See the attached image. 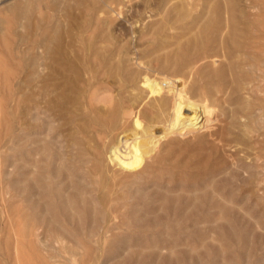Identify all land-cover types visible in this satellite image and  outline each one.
Returning a JSON list of instances; mask_svg holds the SVG:
<instances>
[{"label": "rangeland", "instance_id": "1", "mask_svg": "<svg viewBox=\"0 0 264 264\" xmlns=\"http://www.w3.org/2000/svg\"><path fill=\"white\" fill-rule=\"evenodd\" d=\"M97 1L88 6L79 0L72 15L70 0H0V264H264V81L256 88L261 63L251 58L253 65L249 61L243 67L246 76L236 82L226 69L221 86L205 76L175 79L186 90L179 123L190 121L187 128L167 131L159 140L146 138L141 127L169 129L173 99L165 119L143 123L139 118L149 111L140 99L147 91L131 89L139 102L123 101L118 127L140 133L138 144L151 150L139 155L131 144V154L120 157L125 148L120 144L96 165L97 150L108 143L109 131L93 125L91 141L83 145L76 124L82 122L86 99L71 92L65 83L69 76L50 68L55 61L66 71V57L81 54L80 43L94 39L93 18L100 16L102 3ZM131 6L121 9L136 13L132 23L121 25L124 31L179 14L190 24L194 15L217 11L226 30L264 32V0H168L161 5L134 0ZM74 18L78 26L72 24ZM118 21L112 29L119 27ZM180 31L169 30L168 35ZM212 62L216 67L218 62ZM149 69L163 83L171 77L169 71ZM100 80L105 89L89 98L106 106L118 84L99 77H91V84ZM193 81L198 87L208 83L221 89L192 92ZM68 93L77 97L73 104V97L64 98ZM175 99L178 106L179 97ZM188 102L199 107L197 113Z\"/></svg>", "mask_w": 264, "mask_h": 264}, {"label": "bare ground", "instance_id": "2", "mask_svg": "<svg viewBox=\"0 0 264 264\" xmlns=\"http://www.w3.org/2000/svg\"><path fill=\"white\" fill-rule=\"evenodd\" d=\"M70 1L71 2L69 3L68 10H70L69 13L74 15L73 8L77 6V3L79 0H70ZM86 1H87L88 6L95 4V0H86ZM133 1L134 0H126V1L125 0H101L102 2L100 5L101 8H99L100 16L96 15L93 18V21H95L93 33H96L94 39L89 37L88 39H85L83 43H80L82 44L81 54L73 53L72 56L66 57L67 58L66 59L67 60L66 62L67 70L66 71H62L60 67H57L56 63L53 64L55 61L54 62L51 61L53 63L51 64L50 72L51 71L58 72L60 76L62 75L69 76V78H67L65 83L66 85H68L71 92L74 89L75 92L78 93L79 96H81V98L85 97L86 99L84 103L85 106L83 105V108L81 109L80 114L78 113L79 115H81L82 122L81 123L77 122L76 124L77 128L83 133V138H84L83 145L88 144V142L91 141V137L89 136V133H91L92 131L91 129L93 125H98L106 132L109 131L108 133L110 136H108L109 139L107 138L108 143H106V145L104 146V149L100 151L97 150L98 155L96 158V163H95L96 165H99L100 159H105V161H107L106 159H109L114 148L120 144H123L125 146V148L119 154L120 157H126L127 155L131 154L132 151H130L129 149V145L131 144L133 145L132 147H134L135 152H137V154L139 153V155L141 154L145 156V152L147 153L151 150L150 147H146V146L142 147L140 144H138L139 139H141L140 137H142L140 133L133 132V130H130L129 132L128 130L124 128L125 125L121 126L120 128L118 127V121H119V118L121 117L119 116V114L121 115L122 113V110L120 113V108H121L123 101H125V99L127 100L130 99V101L132 100L137 101L138 100L137 97H139L138 95H135V96L131 95L129 91L133 90V91H136L138 94L139 92H143L144 90L147 91V94L144 97H141L140 99L141 102H144L147 105V108L149 111L148 114H144L143 117L139 118L140 122H143V123L144 122L151 123V124L154 122L158 123L162 119H165V117H163L164 112L168 109V105L171 101V98L173 99V102H172L173 120H172V124L169 129L166 130V129L157 127L155 125H153L152 128L151 127L149 128L147 125L146 126L148 128L141 127L143 130H146V138L158 139L159 137H163L167 131H171L174 129H183L184 127L187 128L186 126L188 125V122L190 121V120L188 121L187 119H184L183 124L179 123V120H178L179 119V115H178L179 108L182 107L181 103L185 104L183 97L185 96L184 93L186 90L183 87L184 85L177 83L175 79L180 78L181 80L184 81L186 79H190L191 76H194V78L196 79L202 76H205L206 78H210L213 80L216 79L217 86L218 85L221 86L222 85L221 81L225 79L224 75H225L226 69L231 72L232 79L235 80L236 82L237 80L243 78V76H246V74L243 72V67L246 65H250V62L253 65L252 63L253 60L251 61V58H254L255 60L258 61V63H261L259 66H262L261 68L259 67L260 76L257 75L256 77L257 78L256 88L258 87L260 88V85L264 81V68H263L264 67V51L261 47L262 46L261 42L264 41L263 31L256 30V29L255 30L247 29V30H244L243 32H238L234 27H231L226 30L222 26L223 17L216 11L211 16L209 15L207 17H203L202 13L194 15L193 17H191L190 24H184V22H182V19H184L182 18V14H179L176 16H167L166 18H163L161 20L152 21L150 23H147L140 30L126 29L125 30L126 33H130L129 35L130 38H129L126 35L124 29H122L123 27L121 25L124 22L132 23L131 22L132 17L133 16L136 17L135 16L136 13L135 15L130 13V10L133 9L134 7V6H131ZM146 1L147 0H141L142 4L146 3ZM154 1L158 3L159 5H161L168 0H154ZM124 5H126L127 7L128 6L132 7V8H129L130 10H127L129 11V13L122 12L121 9L123 8ZM111 11L116 13L114 18L101 17V14H105V12L108 13ZM21 13L23 15H26L27 10L22 8ZM146 15L149 16V14H146ZM75 19L77 18L73 19L72 24L73 25L76 24L74 26H78L77 23H75ZM201 20L203 21L199 23ZM227 20L229 21V16ZM52 21H54V18ZM115 21H118L117 25H119V27H117L116 29L115 28L112 29V25L113 23H115ZM177 21H180L179 25ZM87 22H88V19H84L82 23L83 28H85L88 25ZM16 26L13 29H15ZM46 26H48V24H46ZM178 28L181 30L180 32L172 34V35H168L169 30H174ZM123 31H124V34H123ZM124 35L126 38H122ZM10 45H11V42H10ZM131 45H134L136 47L139 46L140 48H137L136 51L131 52L130 51ZM4 55L7 56V54H4ZM219 57H221L222 59L225 58L226 60H229V61H227V63H219V60H217ZM231 57H234L233 61L230 60ZM77 59L79 60V65L75 63ZM6 60H7V57H6ZM212 61L218 62L216 63L217 64L216 67H214L215 62H212ZM203 62L205 63L203 66L202 65L198 66L199 64ZM143 67H146V70H144ZM149 68H155L159 72L169 71L171 77L167 79L166 81H164L163 83V81H160V76L152 72ZM204 70H207V73ZM86 74L89 75V78L81 80L80 77ZM9 77L7 79H9ZM91 77H99V78H103L106 80L117 81L118 85L116 87L113 86V88H115L116 94L112 98H110V100L108 101L109 105L104 106V105L94 104L90 100L89 97L91 95H94L96 91H102V89H105V86L102 84L101 80L95 84H91ZM140 79H144L145 82L143 83L139 82ZM258 80L261 82L258 83ZM215 86H216L215 84H214V87H212V86H209L208 83L207 84L205 83V85L203 86L200 85L198 87L193 81L192 84L190 85V91L194 92V90L197 89V91L203 90L204 92H206V94H209V93H212ZM217 86L215 89L217 90L221 89V88H218ZM262 86L263 87L260 89V91L264 92V84ZM97 87H100V88L97 89ZM214 94H215V91H214ZM175 96L179 97L180 103L178 106H177L178 100L175 99ZM249 96L251 95L249 94ZM64 98L67 101L72 98L69 102L72 104L73 102L77 100L76 95L73 96V95H70L69 93L64 95ZM222 101H223V97H222ZM137 102H139V100ZM187 106L188 108L194 107L189 102ZM197 107H194V110H195L194 112L196 113H197ZM62 109L64 111L67 110L68 112L74 111L70 109V106L69 107L63 106ZM71 114L74 117L77 115V114L74 115L73 112ZM77 118L79 119V117ZM75 119H72L71 122H74ZM129 123L130 122L127 121L125 124H129ZM118 129L120 130L115 132ZM259 136L261 137V135ZM102 137H104V135ZM135 157H137V155ZM255 160H257V158ZM141 166L142 165H140V167ZM111 169H112V166H111ZM220 171H222L221 167H220ZM106 179L108 180V178ZM102 189L104 188L102 187ZM54 198H55V195H54Z\"/></svg>", "mask_w": 264, "mask_h": 264}]
</instances>
